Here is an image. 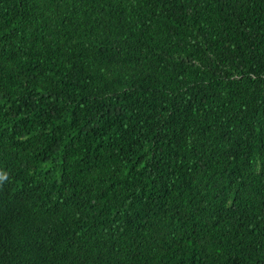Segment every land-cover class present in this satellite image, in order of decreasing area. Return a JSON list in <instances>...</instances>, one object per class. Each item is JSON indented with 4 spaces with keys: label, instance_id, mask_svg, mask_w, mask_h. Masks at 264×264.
Instances as JSON below:
<instances>
[{
    "label": "trees",
    "instance_id": "trees-1",
    "mask_svg": "<svg viewBox=\"0 0 264 264\" xmlns=\"http://www.w3.org/2000/svg\"><path fill=\"white\" fill-rule=\"evenodd\" d=\"M0 264H264V0H0Z\"/></svg>",
    "mask_w": 264,
    "mask_h": 264
}]
</instances>
